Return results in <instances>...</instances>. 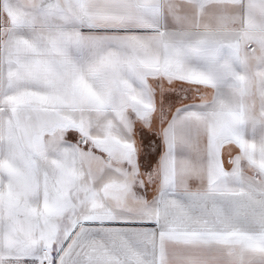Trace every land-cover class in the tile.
Listing matches in <instances>:
<instances>
[{"label": "snow or ice", "instance_id": "obj_1", "mask_svg": "<svg viewBox=\"0 0 264 264\" xmlns=\"http://www.w3.org/2000/svg\"><path fill=\"white\" fill-rule=\"evenodd\" d=\"M0 264H264V0H0Z\"/></svg>", "mask_w": 264, "mask_h": 264}]
</instances>
